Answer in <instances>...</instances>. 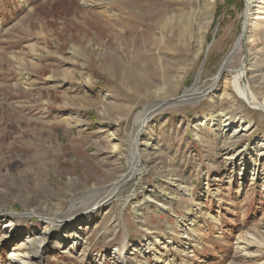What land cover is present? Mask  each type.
I'll list each match as a JSON object with an SVG mask.
<instances>
[{
    "label": "rangeland",
    "instance_id": "374dc122",
    "mask_svg": "<svg viewBox=\"0 0 264 264\" xmlns=\"http://www.w3.org/2000/svg\"><path fill=\"white\" fill-rule=\"evenodd\" d=\"M86 1L0 0V211L13 213L12 227L22 233L42 231L45 221L27 216L39 207L53 222L79 215L100 198L102 187L125 175L136 116L159 107L140 137L139 174L107 207L65 220L60 226L65 232L55 230L43 249L44 264H110L106 257L119 249L128 264H157L134 251L146 238L158 250L150 254L159 264H264V161L251 182L224 155L227 149L254 159L255 145L264 141V111L222 98L226 88L234 94L231 83L228 78L216 82L225 56L245 35L232 70L244 75L240 87H255L262 101L264 84L258 88L253 82L264 78V23L248 44L246 0H214L199 56L193 40L189 55L169 60L172 55L150 53L147 46L133 51L132 35L124 33L126 9L162 17L166 0ZM174 1L172 9L182 7ZM203 2L181 9L200 14ZM258 3L253 1L247 14ZM75 49L80 55H72ZM21 69L28 82L21 79ZM182 69L177 90L164 98L150 94L138 100L129 91L132 75L144 78L145 86L159 87L167 70L174 78ZM214 82L219 86L211 99L165 104L205 92ZM222 112L235 125L248 124L239 138L222 140ZM70 118L79 125L71 126ZM204 118L212 125L198 126ZM111 132L122 140L116 153L109 144ZM188 220L193 224L186 231ZM72 229L81 242L76 250L69 243ZM58 232L63 239L55 238ZM25 250L15 240H0V264H13L10 254Z\"/></svg>",
    "mask_w": 264,
    "mask_h": 264
},
{
    "label": "bare ground",
    "instance_id": "6f19581e",
    "mask_svg": "<svg viewBox=\"0 0 264 264\" xmlns=\"http://www.w3.org/2000/svg\"><path fill=\"white\" fill-rule=\"evenodd\" d=\"M166 1L168 2L167 3L168 6L166 7L165 14L162 17L156 16L152 13L147 14V16L143 15L140 11L136 10L135 7H130V9H126L127 15L125 17L124 33L125 34L130 33L132 35V50L139 51L138 49L139 45L141 46V48L142 47L145 48L147 46L150 53L164 54L165 57L167 58L171 57L170 55H172V58H168L169 60H172L174 59V56L189 55L190 45L191 42L194 40L197 46V50L195 53V57L197 58L201 53V45L204 40L205 33L212 19L211 10H213L214 0H204V2L202 3L203 4L202 13L200 14H197L195 10L181 9L184 5L192 4L194 0H177L178 2L176 3V5L182 6L178 10L172 9L170 5L172 2L173 4H175L174 0H166ZM253 1L255 0H246L247 2L246 12L243 16L244 24H247L248 21H250L248 44L251 43V39L253 38L252 36L259 30L261 24L264 23V12H263L264 0H260V3L256 4V7H254L255 8L254 12L247 14V10L249 11L251 3ZM157 33H160L161 36L164 38L160 40L159 38L156 39L155 37H153ZM244 38L245 35L243 37H240L234 43L229 53L225 56L219 68L218 74L216 76V82L217 80L226 81L228 78V85L231 83V88L233 89L234 94L231 92L230 88H226V90L225 89L223 90L222 98L232 99V100L235 99L237 102L240 103H242V101H245L251 106L257 108L259 111H264V97L262 101L259 102L258 99L259 97L257 96L256 93L257 89L255 87L252 88L250 86L248 87L246 86L244 88H241L240 82L244 75L243 73H239V71L232 70L234 68L235 63L238 61V56L242 50V43L244 41ZM75 54L80 55V51L75 49V51H72V55L76 56ZM183 71L184 69H182L176 77L170 78L172 77L171 76L172 73L169 70H167L162 83L163 85L159 87L145 86L146 81L144 80V78H142L139 75L137 76L132 75L135 82L129 88V91L137 95L138 100L141 97L147 98L150 94H156L157 96L164 98L167 95V93L170 94L171 92H174L176 86L178 85V81L181 79V75ZM19 72L21 75L20 76L21 79H23L25 82H28V77L25 74L26 72L23 69H21ZM231 73H233V75L232 78L229 79V74ZM81 78L83 79V73L80 74L78 80H80ZM87 79L88 80L86 81L89 84L90 83L89 78ZM263 80L264 78L262 79L254 78L253 83L257 84V87L259 88L263 86L264 84ZM216 82L212 83V85L208 87L205 90V92H202L200 94L190 93L179 100H175V98L167 100L165 98L167 101L165 102V104L166 105L172 104L173 106L177 103V101L178 102L180 101L182 104L191 105L206 98L211 99L213 98L212 94H214L215 91H217V88L219 86L218 84H216ZM149 88L154 89L153 92H149L148 90ZM138 100L137 102L140 103ZM157 105L159 104L157 103ZM158 108H155L153 111L145 110L144 112L139 113L136 116L134 134L133 137L131 138L132 139L130 144L131 146L129 145L131 150V158L127 162V169L125 175H123L119 180L115 181L114 183H111L107 188L102 187L103 193L100 196V198H98L94 202H91L89 206H85L84 210L78 212L79 215L74 212L75 214L71 213V216H69L67 219L53 222L52 217L45 216L46 214L41 212L43 211V208L39 207L35 210H31L30 214H27V216L34 215L39 217L41 220L45 221L42 231L33 229L31 231L26 230L25 232L22 233L20 231L18 232L17 229H13L12 227L14 225L12 220L14 218V214L12 212L4 213V211H0V222L5 223L3 227H0V240L5 243H13V240H15L17 243H20L22 246H24L25 249H27V251L25 250L26 252L23 254H19L15 252L10 254L9 259L11 262H13V264H44L45 254L43 252V249H45V247L47 246L46 243H50L54 239L52 234L54 233L55 230L58 231L61 228L62 229L61 232H65L63 231L64 230L63 227H60L63 224V222H66L65 220L69 221L74 218L77 219L78 217L87 215L91 211H94L96 213L100 211L102 208L107 207L108 204L120 194L123 187H125L129 183L130 178H133L139 174L142 166L141 155H140L141 150L139 148L140 137L144 133L143 128L146 127V125L149 123L148 121L155 114H157ZM126 109L128 111L130 110L129 107H127ZM218 117L219 120L221 119L219 124L221 127L220 130L223 132L222 133L220 131V136L222 140L231 141L236 138H239L240 135L243 132H245L244 130H246V127L248 126V124L247 126H243V124L240 122L235 125L234 120L233 119L230 120V118H228V116L223 112L219 113ZM70 122H71V126L73 127L79 125V122H77L76 119L73 120V118L72 119L70 118ZM211 123H212L211 119L204 118L203 120L199 121L198 126L200 127L211 126L212 125ZM109 137H110L109 144L112 152L113 153L118 152L122 146L121 138L118 137L114 132H111V134H109ZM143 146H148V142L144 143ZM255 146H256L255 148L256 151L254 152L253 155L254 159H249L248 161L245 158H243V156H240L238 152L234 153V151L231 150H227V149L224 150L225 151L224 155L225 157H227L228 161L231 163L235 162L236 163L235 166L236 168H238L240 173L247 172L249 174V180L251 182L258 179L259 176L257 175L256 169L259 163L264 161V141L263 140L258 141V143ZM261 180H262L261 188L262 191H264V174L262 175ZM70 184L72 185V183ZM186 193L188 196L190 191H186ZM168 212L169 210L167 211V213ZM138 220H140V218H138ZM188 221L189 223L187 224L188 226L186 228V231H189L190 227L193 224V220H188ZM123 234L124 236L127 234L125 227L123 228ZM59 236L61 235L58 232L57 235H55V238L56 239L58 238V240L63 239L62 236L61 237ZM69 236L74 237L72 241L69 243L71 244V248L73 250H76V247L80 245L79 243H81L79 240L76 241L78 237V231L76 229L75 230L72 229L70 231ZM249 240L245 242V246L249 247L251 245V242H249ZM238 245L240 244L238 243ZM127 246L128 244L126 243L123 245L124 248H126ZM162 248L165 249V247ZM136 250L140 251L141 253L147 254L148 256H152L153 260L157 264H159L160 261L158 260V258H156V256L153 253L150 254V251H154L155 254L159 253L158 250L154 249L153 242H151L150 239L146 238V240H144L142 244V247H139L138 249L136 247L134 251L136 252ZM64 251L65 253H69L68 249H65ZM106 258L110 262V264H128L129 262L128 256L126 255L124 256L120 252V249L114 250L112 253L108 254ZM160 264H164V263H160Z\"/></svg>",
    "mask_w": 264,
    "mask_h": 264
}]
</instances>
